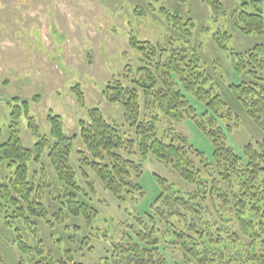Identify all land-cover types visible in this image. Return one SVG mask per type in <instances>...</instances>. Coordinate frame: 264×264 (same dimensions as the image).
Returning <instances> with one entry per match:
<instances>
[{"label":"trees","instance_id":"trees-1","mask_svg":"<svg viewBox=\"0 0 264 264\" xmlns=\"http://www.w3.org/2000/svg\"><path fill=\"white\" fill-rule=\"evenodd\" d=\"M206 2L214 11L225 8L222 0ZM256 2L260 0H243L230 17L242 35L264 33V12ZM249 3L254 11L248 10ZM229 38L227 31L212 35L224 50ZM129 45L141 53L138 79L122 83L128 77L124 70L104 92L121 104L134 138L124 137L93 107L87 120H78V134L72 136L64 134L58 115L47 116V134H39L28 116L36 140L26 147L17 121L21 110L13 106L9 136L0 143V226L12 229L16 249L31 264H87L77 261L70 248L55 257L39 235L37 221L48 228L64 224L68 228L69 219H80L90 229L98 210L89 203L92 198L85 185L91 195L96 188L86 169L105 191L125 203L144 195L138 180L151 156L192 189L176 188L155 175L160 191L153 206L144 215L124 211L130 220L123 222L118 239L109 243L106 256L90 264H170L169 253L180 255L178 264H264V44L228 55L240 81L226 87L262 134L245 143L242 154L227 143L226 134L239 123L238 115L217 89L218 76L203 66L193 46L176 39L152 43L133 36ZM190 97L204 106L202 112ZM141 108L145 118L140 120ZM160 117L174 123L192 119L211 141V158L173 126L158 128ZM77 138L82 144L76 150L78 170L71 162ZM97 236L109 239L107 234ZM89 239L84 237L82 245ZM0 264H8L1 255Z\"/></svg>","mask_w":264,"mask_h":264},{"label":"rangeland","instance_id":"rangeland-1","mask_svg":"<svg viewBox=\"0 0 264 264\" xmlns=\"http://www.w3.org/2000/svg\"><path fill=\"white\" fill-rule=\"evenodd\" d=\"M222 1L224 10L214 11L206 0H0V143L9 136L13 106L21 110L17 121L26 147H31L36 140L28 126V116L32 117L39 134H47V116L58 115L64 134L72 136L78 134V120H87V112L93 107L99 108L124 137L134 138V130L128 126L121 104L110 101L104 92L108 82L121 78L124 70H128V77L121 79L122 83L138 79L141 53L129 45V38L133 36L152 43L176 39L196 49L203 66L218 76L217 89L238 115L239 123L226 134L227 143L242 154L243 145L259 140L262 134L226 87L240 81L229 66L228 55L232 50L244 51L254 44H264V33L240 34L232 27L230 17L243 0ZM256 7L264 12V0L256 2ZM248 10L254 11L255 7L249 3ZM218 31L230 34L225 50L212 40L213 33ZM190 101L198 112L204 110L192 97ZM139 116L140 120L145 118L142 108ZM167 124L211 158V141L192 119L174 123L160 117L157 127ZM78 148H82L79 138L74 140L71 154L77 170ZM133 159L138 160L137 156ZM86 171L88 180L96 188L93 196L85 185L92 198L89 203L98 210L93 226L88 229L80 219L72 218L66 223L68 228L65 224L48 228L41 220L37 223L39 235L55 257L60 256L63 248H70L77 261L87 264L107 255L109 243L118 239L123 222L130 220L124 211L144 215L150 210L160 191L155 175L176 188L192 189L150 156L144 161L138 180L144 195L120 203L103 189L92 172ZM73 225L79 228L74 229ZM101 233L109 239L95 237ZM86 236L90 239L82 245ZM0 255L8 264L19 261L31 264L16 249L12 229L4 226H0ZM169 256L170 264L181 261L177 253Z\"/></svg>","mask_w":264,"mask_h":264}]
</instances>
